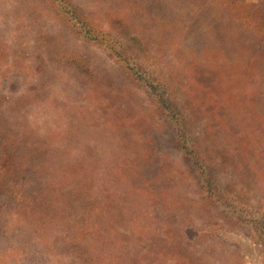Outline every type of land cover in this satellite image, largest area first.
<instances>
[{"label":"rangeland","instance_id":"rangeland-1","mask_svg":"<svg viewBox=\"0 0 264 264\" xmlns=\"http://www.w3.org/2000/svg\"><path fill=\"white\" fill-rule=\"evenodd\" d=\"M70 7L98 29L128 25L133 52L161 72L203 140L218 195L205 193L110 41L86 43ZM259 7L264 0H0V138L29 163L19 181L38 174L60 206L49 215L8 206L0 264H264Z\"/></svg>","mask_w":264,"mask_h":264},{"label":"trees","instance_id":"trees-1","mask_svg":"<svg viewBox=\"0 0 264 264\" xmlns=\"http://www.w3.org/2000/svg\"><path fill=\"white\" fill-rule=\"evenodd\" d=\"M258 10L262 17L264 11L261 7ZM69 11L73 17L77 18V23L73 24L76 31L80 22L82 27L85 28L84 31L80 25V30L78 31L83 34L84 37L82 36V39L86 43L103 46L106 39L110 41L104 46L109 50L114 59L120 60L124 64V70L134 79V82L138 83L141 89L143 88L152 97L151 99L155 108L159 111L161 117L166 118L170 122L174 137L176 141L180 142L185 156H191V170L196 173L205 193L210 196L218 195L220 193L217 192L219 180L214 174H211L210 166L212 163L210 162V158L205 154L206 150H204L205 144L203 140L198 135L196 136V134L195 140L194 137L192 138L193 134L189 133L190 125L187 121L189 117L179 113H185L183 108L180 110L175 108L178 98H175L176 96L170 86L162 78L161 72L152 66H146L140 56L133 52V45L129 39L130 37H128V25L121 18H117L114 20L117 32L112 33L105 29H98L95 25L89 23V19L86 22V18L84 19V16L79 14L78 9L75 7H70ZM261 25L262 23H260V27ZM254 28L259 29L256 26ZM260 30L264 35V30ZM74 65L79 72L87 74L91 71L89 67H85V64L79 66L77 62ZM6 144L3 137L0 138V236L3 234V213L8 206L12 207L16 202L21 209L24 207L31 208L36 215H49V211H55L60 208L56 204L57 197L54 196L55 191H50L46 181L42 180L38 174L35 173L34 179L19 181V173H27L30 168L29 163L17 155L16 149H10ZM15 178L18 180H14ZM152 200L155 202L153 198Z\"/></svg>","mask_w":264,"mask_h":264}]
</instances>
